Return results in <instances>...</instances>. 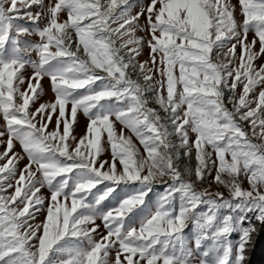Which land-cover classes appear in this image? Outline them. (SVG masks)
<instances>
[{"label": "snow or ice", "instance_id": "obj_1", "mask_svg": "<svg viewBox=\"0 0 264 264\" xmlns=\"http://www.w3.org/2000/svg\"><path fill=\"white\" fill-rule=\"evenodd\" d=\"M238 4L239 23L231 0H150L147 5L141 0L135 15L137 0H50L47 7L44 0H0V138L7 136L0 139L6 144L0 153V161L6 160L0 164V264H243L256 231L252 224L242 226L245 215L255 212L264 223V88L251 95L264 86V64L255 65L264 55V0ZM34 5L40 10L31 11ZM62 13L67 18L61 22ZM141 16H146L144 28ZM42 18L47 22L40 27ZM24 20L33 27L20 23ZM137 29L149 33L153 69L148 72H158L159 80L145 72L149 61L136 62L144 43L135 36ZM32 34L41 42L21 47L20 38ZM33 51L38 61L28 58ZM26 65L33 75L22 91ZM44 77L50 79L55 100L32 112ZM150 100L159 109L149 107ZM57 108L56 127L49 131ZM79 110L89 123L71 148ZM112 117L123 126L119 135ZM124 129L137 137L146 155L125 137ZM102 132L112 158L97 166L105 151ZM85 141L87 152L81 150ZM14 142L28 159L18 176L23 156L13 151ZM178 149L189 158L195 149L197 181L215 167L214 181L228 189L229 197L196 190L184 178L193 170H178ZM241 175L250 190L241 187ZM165 176L172 183L152 212L146 197L153 182ZM100 185L103 191L94 193ZM121 185L136 187L105 210L103 202ZM44 187L49 198L39 195ZM89 196L93 202H86ZM201 205L207 211H196ZM137 209L144 213L138 225L133 216ZM41 210L45 220L32 223ZM238 213L244 215L237 218ZM97 218L106 229L99 240L94 237ZM188 222L196 233L194 247L184 235ZM237 230L233 259L228 236ZM205 241L211 243L202 249Z\"/></svg>", "mask_w": 264, "mask_h": 264}, {"label": "rangeland", "instance_id": "obj_2", "mask_svg": "<svg viewBox=\"0 0 264 264\" xmlns=\"http://www.w3.org/2000/svg\"><path fill=\"white\" fill-rule=\"evenodd\" d=\"M50 0H44V5L45 7L48 6ZM52 2L54 3L55 0H52ZM141 2V0H137V6L134 7L132 9V14L135 15L136 12L139 11V3ZM142 3L144 5H147L148 3H150V0H142ZM231 3L233 5L236 6V11L234 13L235 15V19L237 20V22H242V15L240 14L239 11V4H238V0H231ZM39 7L38 6H32L31 11L33 12H37L39 11ZM60 21L62 22L63 20H65L66 14L62 13L60 15ZM46 19H41L38 23L40 27H43L46 24ZM21 24H23L26 27L32 28L33 25L31 24V22L24 20V21H20ZM139 24L141 25V28H144L146 26V16H141L140 20H139ZM113 27H115V25H113ZM135 36L137 38H142L144 43L141 46V53L139 56L136 57V62L137 64L140 63H144L145 61H149V63L146 65L145 68V72L147 74H151L153 75L154 80H159L160 74L158 72H156L155 70H153L152 72H148L149 69H153V65L150 62V49L147 45V40L150 39L149 33L146 30H141V29H137ZM73 38L75 39V35L73 33ZM254 38V33L250 32L249 36H248V40L251 41ZM21 41V47H24L25 45H33V44H37L40 43V37L36 34H32V35H25L22 36L20 38ZM74 47V46H73ZM132 47V46H129ZM55 50V49H52ZM255 51H259V43L257 42L255 48ZM238 54H239V48L237 49V61H238ZM29 59L33 60V61H38V56L37 53L35 51L31 52L28 56ZM264 64V55H261L256 61H255V65L257 68H259L260 65ZM137 72H139V68H137ZM24 76L26 78V82L25 84L21 85V90H25L28 87L27 84V79L32 77L33 75V69L31 68L30 65H26L25 69L23 70ZM133 79H137V73H132ZM139 82L141 84L144 83L142 77L139 78ZM33 83H35V81H33ZM42 84V88L43 91L42 93L39 95V98L35 100L34 103H31L30 105V111L35 112L37 108H39V106L41 104H45V103H50V102H54L55 100V94L52 91V87H51V83H50V79L48 77H44L43 80L41 81ZM262 88H264V86H258L255 91L251 94L253 97H255L256 95H258L259 91L262 90ZM242 90V86L238 87L236 90L237 96L240 94ZM230 93L226 92V97L229 95ZM149 95V97H151V93L147 94ZM149 107H153V108H157L159 109V106L156 105L155 103L151 102L148 105ZM229 108H231L232 106L230 104L227 105ZM254 106V105H253ZM70 109H71V105L69 104L66 108V115L69 116L70 118ZM50 111V109H49ZM58 111L59 109L57 108V112L55 114H53V118H52V122L49 125L48 130L52 131L55 129L56 127V116L58 115ZM161 115H164L163 112H161ZM114 121V130L116 132L117 135H119L121 129L123 128V126L118 122L115 121V118L112 117L111 118ZM37 120H39V117H37ZM89 123L88 117L85 116V114L83 113L82 110H79L77 113V119L76 122L73 124V132L72 134L76 137V140H70L69 144L71 146V148H75L76 147V143L80 140L81 137H84L86 134V128L87 125ZM4 121L2 119V117H0V131L4 130ZM245 127H247V124L245 123ZM61 132L63 130V124H61ZM124 135L125 137H131L132 143L135 145V147L137 149H139V152L142 155H146V153H144V149L143 146L140 144L139 140L137 139V137L131 133L128 129H124ZM89 139H91V135L89 134ZM4 141L7 140V136H4L2 138H0ZM173 143L175 144H179V139L176 136L171 137ZM195 136L194 134H190V140H194ZM102 145L105 148V151L97 158L98 159V163L97 166H99V161H109L111 162V147L110 144L107 142V133L106 132H102ZM87 145V141H85L84 145H81V150L87 152L88 148L86 147ZM6 148V144H0V153H3L5 151ZM180 152V158L178 160L175 161L176 165L178 166V170H180L182 173L184 172L185 167H189L193 170V174L191 177L187 176L185 174L184 178L186 180H191L194 182V186L196 188V190L198 191H203V190H207L209 192L215 193V192H220L223 193L224 197L228 198L229 197V191L226 187H224L223 185H220L218 183H216L214 181V177L216 175V169L215 167H213L212 171L210 174H206L205 177L202 180L197 181L194 171H195V167L197 165V161L195 159V149H193L192 154H191V158L189 157H185L184 156V149H178ZM208 151H212L211 148L207 149ZM13 151L16 153H19L21 156H23V159H20L18 164H17V176L19 174V170L23 169L25 167V165L28 164V159L26 154L23 153V149L21 148V146L19 145L18 142H14V148ZM177 151V149H173V154ZM9 155H11V153H9ZM228 159H230V157H227ZM212 159L215 160L216 156L215 153H212ZM6 160L0 161V164L5 163ZM108 165H105V169H107ZM35 168V166H33V169ZM121 168V166L119 165V163L117 162V169L119 170ZM224 179H229V177H227L226 175L223 177ZM240 181H241V187L245 190H250V185L248 183V180L241 175L239 177ZM166 182V183H165ZM14 183V181H13ZM172 181L170 179L169 176H165L163 178L160 179L159 182H153L152 184V191L149 192L148 196L146 197V205L147 207L154 212L156 210V201L157 198L160 194L164 193L165 188L171 184ZM103 185L98 186L97 189H94L93 192L97 193V192H102L103 191ZM135 185L133 186H124L121 185L119 188H117L116 192H114L112 194L111 197H109L108 200L103 202V208L105 210H107L110 207H115L119 201L121 199H123L125 196L127 195H131L133 194L134 190H135ZM13 191V189H8V193L6 194H11ZM39 195H42L45 198H49L50 197V192L48 190L47 187H44L41 189V192L39 193ZM94 197L93 196H89L86 202H93ZM175 203V207L176 210L178 212L179 210V199H178V194H177V199L174 201ZM48 205V199H45L44 202V209H46ZM196 211L199 212H203V211H207V206L206 205H201L200 207L197 208ZM227 214L226 210H221V215ZM144 215L143 212H141L139 209H137L134 213L133 216L135 218V222L138 225V221L139 219ZM239 215H244L243 213H238L236 214L237 218ZM257 213L255 212H249L245 215V219L243 222V227H247L250 224V219L251 217H256ZM46 217V211L45 210H41L37 215H36V219L35 221H31L32 223H36L39 224L41 222H43L45 220ZM95 223L97 225H99L98 231L97 233L94 234V237L99 240L100 236L105 235L106 234V229L104 228L103 222L100 218H97ZM89 227H91V225H89ZM184 235L187 237L188 241H189V246L190 247H194L195 244V231H194V226L191 222H188V226L185 228L184 230ZM240 239V232L239 230L237 231H233L229 236H228V240L232 243L233 247H234V253H233V259L235 256V246L236 244L239 242ZM210 241H205L202 249L206 248L208 245H210ZM114 256V253H113Z\"/></svg>", "mask_w": 264, "mask_h": 264}, {"label": "trees", "instance_id": "obj_3", "mask_svg": "<svg viewBox=\"0 0 264 264\" xmlns=\"http://www.w3.org/2000/svg\"><path fill=\"white\" fill-rule=\"evenodd\" d=\"M250 224L255 226L256 231L252 233L251 241L246 246L243 264H264V223L251 217Z\"/></svg>", "mask_w": 264, "mask_h": 264}]
</instances>
